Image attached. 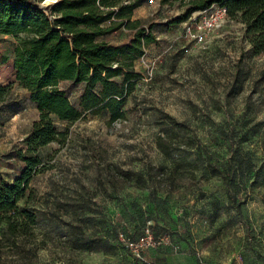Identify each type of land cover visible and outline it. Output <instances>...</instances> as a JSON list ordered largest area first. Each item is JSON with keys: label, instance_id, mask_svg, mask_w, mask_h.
I'll return each instance as SVG.
<instances>
[{"label": "rangeland", "instance_id": "1", "mask_svg": "<svg viewBox=\"0 0 264 264\" xmlns=\"http://www.w3.org/2000/svg\"><path fill=\"white\" fill-rule=\"evenodd\" d=\"M185 1L139 0L134 17L157 41L134 64L124 119L109 124L106 110L73 122L52 116L65 137L40 148L44 166L28 204L39 248L23 258L0 247V264H264V55L250 52L243 24L229 16L203 41L186 38L216 5L168 24ZM129 34L120 29L109 42ZM11 67H0V83L13 82L0 101V180L8 183L20 168L9 159L38 118ZM59 87L78 107L83 85ZM146 226L169 241L137 257L119 235Z\"/></svg>", "mask_w": 264, "mask_h": 264}, {"label": "trees", "instance_id": "2", "mask_svg": "<svg viewBox=\"0 0 264 264\" xmlns=\"http://www.w3.org/2000/svg\"><path fill=\"white\" fill-rule=\"evenodd\" d=\"M42 1L0 0V67L12 65L14 81L29 91L38 111L22 146L9 159L11 166L12 160L20 163L16 177L10 183L0 180V225L5 226L0 247L16 249L23 258L39 248L37 216L28 204L35 197L31 182L44 166L40 148L65 137L52 116L73 122L106 110L109 124L124 119L123 103L137 77L134 64L157 41L150 25L132 19L139 0H57L47 9L39 7ZM185 4L187 8L168 24L184 22L194 11L222 6L227 16L243 24L250 52L264 55V0H186ZM120 28L129 30L127 40L110 43V35ZM62 81L83 85L78 107L59 87ZM12 87L13 82L0 83V101ZM215 174L227 176L218 169ZM231 204L239 210V205ZM143 229L129 239H136ZM151 230L155 237H170Z\"/></svg>", "mask_w": 264, "mask_h": 264}, {"label": "built area", "instance_id": "3", "mask_svg": "<svg viewBox=\"0 0 264 264\" xmlns=\"http://www.w3.org/2000/svg\"><path fill=\"white\" fill-rule=\"evenodd\" d=\"M226 16L227 11L224 7L218 5L211 7L207 10L203 19L195 23L193 29L190 27L185 29L184 36L188 39L201 42L205 38V33L220 26ZM119 240L126 246L128 251L137 257H141L142 253L147 249L167 243L169 241V236L163 235L155 237L150 226H146L136 239L125 238L120 234Z\"/></svg>", "mask_w": 264, "mask_h": 264}, {"label": "water", "instance_id": "4", "mask_svg": "<svg viewBox=\"0 0 264 264\" xmlns=\"http://www.w3.org/2000/svg\"><path fill=\"white\" fill-rule=\"evenodd\" d=\"M57 0H51L52 3L56 2ZM48 0H43L42 3H40L39 7L40 8H44L47 9L48 8V4H47Z\"/></svg>", "mask_w": 264, "mask_h": 264}, {"label": "crops", "instance_id": "5", "mask_svg": "<svg viewBox=\"0 0 264 264\" xmlns=\"http://www.w3.org/2000/svg\"><path fill=\"white\" fill-rule=\"evenodd\" d=\"M137 7H139V5L136 6V7L133 9L132 19H138V18H135V17H134V10H135ZM120 29H123V30L129 31V30L125 29V28H120ZM120 29H118V30H120ZM118 30H116V31H118ZM116 31H114L113 33H115ZM116 44H119V43H116Z\"/></svg>", "mask_w": 264, "mask_h": 264}]
</instances>
